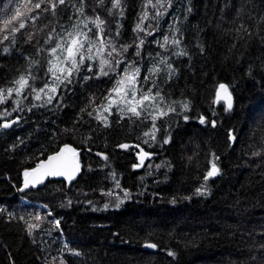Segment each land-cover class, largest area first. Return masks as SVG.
Returning <instances> with one entry per match:
<instances>
[{
	"label": "snow or ice",
	"instance_id": "6c2138e0",
	"mask_svg": "<svg viewBox=\"0 0 264 264\" xmlns=\"http://www.w3.org/2000/svg\"><path fill=\"white\" fill-rule=\"evenodd\" d=\"M254 2L223 0L216 26L228 25L226 31L233 34L229 51L244 47L252 39L264 45V11L249 7ZM194 7L193 0H0V80L4 81V86H0V134L15 131L14 126L35 125L27 135L5 141L7 146L3 150L10 159L17 155L23 157L20 163L24 166L19 174L21 185H13L16 191L47 188L56 181L60 187L54 192L64 193L58 204L61 209L79 204L92 212L121 210L133 200V192L122 185V173L118 174L111 167L109 154L94 151L92 141L110 130L114 123L122 125L125 121L145 126L134 142L114 146L133 157L130 165L133 172L145 169V174L139 177L140 190L136 198L148 193L146 177H155L161 168L167 169V180L172 162L155 163L154 157L161 155L165 145L173 143L174 132L181 127V121L186 125L192 118L189 115L191 100L183 94L174 98L170 86L180 77V64L191 70L194 56L206 54V46L199 38V33L205 29L199 24L192 45L195 51L184 43L182 26L189 23ZM228 13L232 14L231 19ZM130 18L131 24H128ZM212 23V20L206 21L208 26ZM244 76L264 89V58L260 59L259 66L249 62ZM97 82L110 84V87L102 90ZM77 97H82L80 103L76 102ZM211 103L231 114L234 96L230 85L217 82ZM67 108L77 109L69 123L61 126L50 119V115L55 116ZM209 111L211 117L200 114L198 123L216 129L218 120L212 117L218 113L211 106ZM37 116L43 117L42 124L33 119ZM49 124L55 127H45ZM41 133L44 139H40ZM226 140L229 148L240 143L235 128L227 130ZM34 141H38V146L33 149ZM145 145L160 151H147ZM196 147L199 149V144ZM85 150L103 161L97 168L110 183L109 187L98 189L99 195L104 197L102 204L87 198L90 192L82 189L76 192L81 199L74 200L67 194L78 187L85 171L96 170L92 164L83 163ZM242 151L247 157L243 166H253V172L261 169L256 174L264 182V128L258 137L249 140L248 149ZM194 155L199 156V152ZM205 157L210 167L205 169L203 182L195 187L194 195L207 198L211 195L208 182L220 176L222 170L220 156L211 146ZM192 162L193 157L189 156L187 164ZM153 182L162 181L156 178ZM96 191V188L91 189L92 193ZM180 198L191 201L192 196ZM169 203L175 205L177 197L173 196ZM234 203H241L239 196ZM254 206L264 207V200ZM0 218L6 224L25 225L27 237L33 245L39 244L44 254L42 264H79L84 259L82 250L72 247L67 239H61L64 217L58 216L50 203L33 205L22 199L15 208L0 206ZM44 224L50 227L44 228ZM53 232L59 236H54ZM136 234L140 235L138 231ZM112 235L120 236L118 232ZM153 235L154 231L145 232L144 249L160 248L156 242H149L148 238ZM241 235L253 241L247 249L246 261L241 264H264V223L254 225L251 231ZM58 241L59 246L53 247ZM160 250L172 258L171 264H179L176 251L169 247ZM69 256L75 259L69 260Z\"/></svg>",
	"mask_w": 264,
	"mask_h": 264
},
{
	"label": "trees",
	"instance_id": "16d2710c",
	"mask_svg": "<svg viewBox=\"0 0 264 264\" xmlns=\"http://www.w3.org/2000/svg\"><path fill=\"white\" fill-rule=\"evenodd\" d=\"M193 3L194 14L189 17V23L182 26L184 43L192 49L197 37L196 25L199 24L205 29L199 33V38L206 46V54L194 56L191 70L180 64V77L170 86L174 98H180L183 94L191 100L192 110L189 115L192 118L186 125L181 121V127L174 132L173 143L165 145L161 155L154 157L155 163H160L161 160L171 161L172 171L167 173L166 181V168H161L155 177H146L149 186L146 195L136 198V193L140 190L139 177L145 174V169L133 172L130 167L133 157L114 147L120 142H134L144 125H130L127 121L122 125L114 123L110 130H105L92 141L94 151L109 154L111 167L118 174L122 173V185L133 192V200L115 212H92L79 204H74L72 208H59L58 204L64 193L54 192L55 188L60 187L56 181L48 184L47 188L31 189L25 193L16 191L13 185H21L19 174L24 166L20 163L23 157L17 155L10 159L3 150L7 146L5 141L10 142L17 135H27L35 125L29 123L22 128L14 126L15 131L0 134V206L15 208L21 204L22 199L31 201L33 205L50 203L55 213L64 217V237L61 239L72 242V247L85 254L79 264H85V260L87 264H171L172 258L160 250L164 247L179 254V264H241L246 261L247 249L253 242L241 233L264 223V207L254 206L264 200V182L256 174L261 169L253 172V166L244 167L247 157L242 151L248 149L249 140L253 136L258 137L264 128V89L244 76L249 62L259 66L260 59L264 58V45L257 39H252L244 47L237 46L229 51L232 48L233 34L226 31L228 25L216 26L219 8L224 6L223 0H193ZM249 7L264 11L261 0H255ZM231 16L228 13L229 19ZM207 20L213 21L211 26L206 24ZM127 23L131 24V18ZM30 51L34 53L35 50ZM12 63L15 64V61ZM217 82L229 84L233 91L234 110L231 114L224 113L220 105L211 103ZM231 85L235 87L231 88ZM0 86H4L3 80H0ZM108 87L110 84L100 83L102 90ZM81 100L82 97L76 98L77 103ZM210 106L218 113L216 117H212L218 120L216 129L210 126L205 128L197 120L200 114L211 117ZM75 111L76 108H67L55 116L49 115L51 120L63 126L71 121ZM33 119L37 123L43 122V117ZM45 127L54 128L55 125ZM229 128H235L240 136V143L233 148L228 147L226 140ZM40 139H44L43 133L40 134ZM37 146L38 141H34L33 149ZM209 146L220 156L222 174L208 182L210 196L197 197L194 189L203 182V173L210 167L205 157ZM144 147L147 151H160L146 145ZM196 152H199V156L194 155ZM189 156L193 157L191 165L187 164ZM82 157L85 165L92 164L96 170L85 171L78 187L67 194L74 200L81 199L76 192L82 189L90 192L87 198L102 204L104 197L99 195L98 189L110 186L97 168L103 161L87 150L82 152ZM104 171L107 172L108 169ZM198 176L201 179H197ZM156 178L162 182L154 183ZM93 188L97 189L94 193L91 192ZM184 195H191V201L180 198ZM173 196L177 197L175 205L169 203ZM237 196L241 200L239 205L234 203ZM101 225L103 227H99ZM225 225L235 227L228 229L223 227ZM43 227L50 226L44 224ZM24 229L25 225L22 223L6 224L0 218V264H42L44 254L40 251V245H33ZM137 231L140 235L136 234ZM147 231H154V235L148 240L156 242L160 248L151 250L142 247ZM114 232H118L120 236H113ZM53 235L59 236V233L53 232ZM186 243L190 246L185 247ZM58 246L59 241L53 247ZM68 259L75 258L69 256Z\"/></svg>",
	"mask_w": 264,
	"mask_h": 264
},
{
	"label": "water",
	"instance_id": "95a60500",
	"mask_svg": "<svg viewBox=\"0 0 264 264\" xmlns=\"http://www.w3.org/2000/svg\"><path fill=\"white\" fill-rule=\"evenodd\" d=\"M41 187H43V186H41ZM41 187H40V188H41ZM27 191H29V190H25V192H27ZM25 192H20V193H25Z\"/></svg>",
	"mask_w": 264,
	"mask_h": 264
}]
</instances>
